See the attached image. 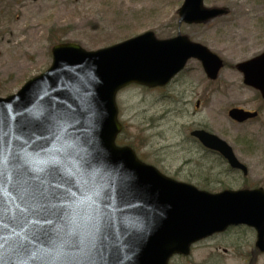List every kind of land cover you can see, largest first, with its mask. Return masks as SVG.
<instances>
[{
  "label": "water",
  "instance_id": "water-1",
  "mask_svg": "<svg viewBox=\"0 0 264 264\" xmlns=\"http://www.w3.org/2000/svg\"><path fill=\"white\" fill-rule=\"evenodd\" d=\"M203 2L185 0L180 22L201 24L227 14L224 9H207ZM53 56L49 71L18 94L0 99V150L22 166H31L40 158L32 153L33 145L57 144L58 135L70 142L75 152L92 162L90 171L98 183L112 193L111 234L105 247L99 238H92L90 221L68 219L62 222L63 240L58 246L43 248L32 258L9 241L0 253L3 264H168L175 254L189 255L192 244L239 224L257 230V247L264 253L263 189L215 195L199 191L143 164L130 148L115 146L121 131L115 102L119 90L133 83L164 86L190 58L201 60L209 78L215 80L223 67L218 56L180 34L159 41L152 32L97 52L63 44L53 49ZM238 69L245 75V84L264 98V55ZM230 115L239 122L256 117L241 110ZM194 134L233 169L248 175L226 142L206 132ZM124 192L128 195L122 196ZM4 197L14 213L15 198L7 191ZM8 208L0 225L4 236L13 232ZM40 224L49 227L42 219ZM76 232L85 239V247H72Z\"/></svg>",
  "mask_w": 264,
  "mask_h": 264
},
{
  "label": "rangeland",
  "instance_id": "rangeland-1",
  "mask_svg": "<svg viewBox=\"0 0 264 264\" xmlns=\"http://www.w3.org/2000/svg\"><path fill=\"white\" fill-rule=\"evenodd\" d=\"M184 0H0V98L17 94L52 65L54 46L74 43L95 52L147 32L157 39L178 33L224 60L219 79L211 82L201 64L165 89L130 86L117 104L123 131L119 146L164 175L200 190L264 189V101L246 87L236 65L264 53V0H204L207 8L229 14L203 25L179 24ZM207 106L196 108L198 99ZM259 111L245 124L234 123L230 109ZM207 129L227 141L249 175L233 171L218 155L206 151L191 132ZM255 230L232 227L200 241L189 257L170 264H264ZM260 252V253H259Z\"/></svg>",
  "mask_w": 264,
  "mask_h": 264
},
{
  "label": "snow or ice",
  "instance_id": "snow-or-ice-1",
  "mask_svg": "<svg viewBox=\"0 0 264 264\" xmlns=\"http://www.w3.org/2000/svg\"><path fill=\"white\" fill-rule=\"evenodd\" d=\"M21 127L27 128V125ZM56 139L58 143L51 146L39 143L32 146V153L40 158L31 166H22L0 150V225L4 223V209L9 204L4 193L11 192L15 198V212L8 208L13 232L10 236L0 235V253L11 241V246L35 258L43 248H55L62 242L64 228L61 225L68 219L72 223L77 219L90 221L92 238H99L100 243L107 246L113 225L112 214L108 212L112 193L105 191L91 173V161L81 157L73 145L59 135ZM127 195V192L122 193V196ZM41 219L49 227L42 226ZM85 246V239L76 232L72 247Z\"/></svg>",
  "mask_w": 264,
  "mask_h": 264
},
{
  "label": "flooded vegetation",
  "instance_id": "flooded-vegetation-1",
  "mask_svg": "<svg viewBox=\"0 0 264 264\" xmlns=\"http://www.w3.org/2000/svg\"><path fill=\"white\" fill-rule=\"evenodd\" d=\"M191 62H196V64L200 65L199 62H197V61H190V63H191ZM190 63H189V64H190ZM201 67H202V66H201ZM188 69H189V67L186 68V69L182 72V74L185 73ZM202 72L205 74L203 68H202ZM180 75H181V74H180ZM180 75H179V77H180ZM206 106H207V101H206L205 98H204V99H198V101H197V103H196V108H197V109H200V108H202V107H206ZM258 112H259V111H258ZM259 113H260V112H259Z\"/></svg>",
  "mask_w": 264,
  "mask_h": 264
}]
</instances>
